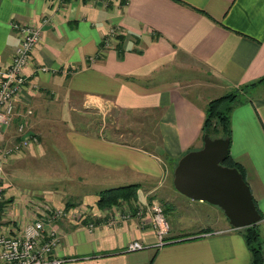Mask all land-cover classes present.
Segmentation results:
<instances>
[{"label":"crops","instance_id":"obj_1","mask_svg":"<svg viewBox=\"0 0 264 264\" xmlns=\"http://www.w3.org/2000/svg\"><path fill=\"white\" fill-rule=\"evenodd\" d=\"M13 22L39 25L41 38L25 66L28 80L5 137L12 141L25 117L40 143L5 165V223L29 219V194L43 191L40 198L65 207L49 225L59 234L61 264H251L243 232L227 216L205 220L202 213L212 215L216 204L182 198L174 169L181 156L204 145L208 101L264 75V0H0L1 66L20 40ZM111 26L120 36L104 46ZM248 92L231 113L229 153L264 212V82ZM91 110L110 121L120 110L141 112L148 132L142 129L137 141L139 133L87 117L73 126L75 113ZM53 126L60 127L64 149L48 140ZM57 156L55 165L64 163L59 173L76 178L72 192L17 183L33 177L35 168L26 163L49 166ZM129 183L139 184L137 199L163 202L170 229L162 245L134 206L97 204L101 190ZM79 208L85 209L81 218ZM116 211L130 216L106 224ZM257 224L264 251V216ZM133 240L144 247L128 250Z\"/></svg>","mask_w":264,"mask_h":264},{"label":"built area","instance_id":"obj_2","mask_svg":"<svg viewBox=\"0 0 264 264\" xmlns=\"http://www.w3.org/2000/svg\"><path fill=\"white\" fill-rule=\"evenodd\" d=\"M12 25L18 31L20 40L10 62L4 66L0 65V264H61L66 259L55 255L59 234L54 226L49 225L65 215L64 206H55L46 199L29 194V219L17 226L13 222L6 224L4 221L3 213L7 204L4 166L14 156L39 140L38 134L28 127L23 117L16 124L15 138L10 142L5 141V134L17 114V101L28 80L25 66L34 46L41 38L39 25L24 22H13ZM118 30L116 26L108 29L104 46L114 40ZM84 212V208H79L78 217L81 218ZM137 212L145 216L142 226L147 224L152 227L158 238L157 245H162L170 229L164 208L153 200L151 204L142 203ZM126 215L128 217L130 214L116 211L107 217L106 224L114 225L118 217ZM94 225L92 221L88 222L89 227ZM143 247L141 241L133 240L128 243L127 249L137 250Z\"/></svg>","mask_w":264,"mask_h":264},{"label":"water","instance_id":"obj_3","mask_svg":"<svg viewBox=\"0 0 264 264\" xmlns=\"http://www.w3.org/2000/svg\"><path fill=\"white\" fill-rule=\"evenodd\" d=\"M227 136H204V145L185 153L174 169V186L194 199L220 206L235 228L262 219L251 188L237 166L224 164L229 153Z\"/></svg>","mask_w":264,"mask_h":264},{"label":"rangeland","instance_id":"obj_4","mask_svg":"<svg viewBox=\"0 0 264 264\" xmlns=\"http://www.w3.org/2000/svg\"><path fill=\"white\" fill-rule=\"evenodd\" d=\"M103 45H105L104 41H103ZM246 93H247V90L243 91L240 97H242ZM90 112L91 113H89V112H87V113L78 112L77 114L75 113L72 116L74 118V119H72L73 126H77L78 121L80 120V122H81V118L82 117H87L89 119L86 122H88V121H91L92 123H94V122H99V123L105 122V124H107V126H109V128H110V125L113 124L112 127H118L120 130H124V131L128 132V134H130V133H139V135L137 134L139 137H140V135H142V134H140V132L142 133V129L144 130V133L148 132L147 124H144L143 121H142L143 120V115L140 114L141 112H137V111L127 112V111H124V110H120L119 113H118V116H115L113 118V119H116L115 121H110L111 120V119H109L110 115H108V114H104V115L101 114V113L98 114L97 111H94V110H91ZM42 126L45 127L44 124ZM48 127L49 126H47V128ZM59 128L60 127H58V126H53V127L49 128L51 130H50V132H48V134H49L48 140H50L52 142L54 141V143L58 144V146H59L58 148L59 149H62V148L64 149V146L62 145L63 144V140L59 139V136H60V134H62V132L59 131L58 135L56 134V132L58 131L56 129H59ZM33 132L37 133L34 130H33ZM107 135H108V133H107ZM115 136H118V134L115 135ZM38 137H39V135H38ZM141 138H142V136L140 137V139H137V141H140ZM5 141L6 142H10L9 140H6V137H5ZM37 143H40V139L38 140ZM50 157L55 159L54 153ZM59 158L60 157L57 156L56 157V161L55 162L51 161L49 163V166H46L44 164V161H42V160H41V163H38V162L26 163L25 165H28V166H32L33 165L32 167L35 168L34 171L30 172V173H34L33 177H29L28 175H27V177L23 176L22 178H20V182H17V183L23 185L26 188L27 187L30 188L33 185V187H35V189L36 188L37 189L41 188L43 190H46V189H53L54 190L56 188H59V190L63 189L64 191L67 190L69 192H72L73 189H76L75 186H74V185H77L76 178H73V176H72V178H70L68 176V174H63L62 175V173H59L60 172L59 170H61V168L64 167V165H63L64 163L63 162H60L59 165H55L56 162L59 163ZM5 172H6V170H5V166H4V174H5V180H6L8 176H7V172L6 173ZM53 173H55L57 175V178L52 179L53 176H51V175ZM69 174L71 175L72 172L71 173L69 172ZM33 181H35V184H33ZM33 192H34V194H35V196L37 198H39L41 195H44V193H45V192L42 191V192H39L41 194V195H39L38 193H35V190ZM137 194H138V191H137ZM137 194H136L135 197H132L130 199H123L122 198L116 204H114L116 206V208H114V209H118V207H122L123 206V208L124 209L126 208V210H127L129 207L132 208V206H134L135 207L134 214L136 215V217H139L141 219V224H142V221L144 220L145 216L143 214H142L143 216L139 215L137 210H138V206L140 207L142 203L151 204L153 200L157 201L164 208V212H165V206H164L163 202L161 200H159V198H157L156 196L147 197L143 201V200L137 199ZM181 196H182V198H186V200H190V197H188L186 195L185 196L181 195ZM126 202H128V203H126ZM193 202H196V201H193ZM207 204H208V206H211L210 203L207 202ZM213 206L214 207H212L213 208V214L212 215L208 212L207 215H204V213H202L203 215H201V216H204L205 220H207V221L209 220V222H213L212 219H211V216L212 217H217V214H219L225 220L226 214H225L224 210L218 205H213ZM167 207H168V211H173L172 214H170V215L175 216V214L177 213L176 209L174 210L173 207L170 208V206H167ZM29 214L31 215V212ZM165 215H166V212H165ZM166 217H167V215H166Z\"/></svg>","mask_w":264,"mask_h":264},{"label":"trees","instance_id":"obj_5","mask_svg":"<svg viewBox=\"0 0 264 264\" xmlns=\"http://www.w3.org/2000/svg\"><path fill=\"white\" fill-rule=\"evenodd\" d=\"M119 36L120 32L117 34V39ZM118 43L119 42H117V44ZM261 82H264V75L253 82L235 87L225 94L211 98L208 101L205 110L203 134H207L211 137H215L218 135L227 136L229 137L231 144V113L233 111V108L241 100L240 96L243 91L247 90L248 92L251 87ZM223 163L230 166H237L244 176L243 168L238 162L233 160L230 153H228V156L223 161ZM138 188V183H129L125 185L105 188L99 192L97 204L102 208L113 206V204H116L122 198L130 199L132 197H135ZM260 213L262 214V216H264V212L260 211ZM239 229L243 232L249 251L251 253V264H264V251L261 244V235L258 224L256 223Z\"/></svg>","mask_w":264,"mask_h":264}]
</instances>
